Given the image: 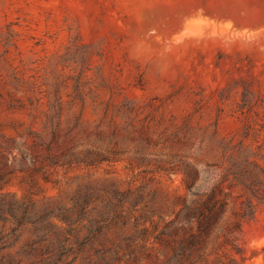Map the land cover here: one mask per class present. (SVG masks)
<instances>
[{"label":"rangeland","instance_id":"374dc122","mask_svg":"<svg viewBox=\"0 0 264 264\" xmlns=\"http://www.w3.org/2000/svg\"><path fill=\"white\" fill-rule=\"evenodd\" d=\"M73 155L85 161L62 163ZM185 160L201 190L226 200L227 220L248 196L230 169L247 165L264 192V0H0V193L31 194L48 211L90 187L99 197L70 239L117 243L150 221L134 227L137 206L115 224L106 189L130 192L124 208L141 194L173 210ZM249 198L242 264H264V199ZM33 234L25 225L17 245Z\"/></svg>","mask_w":264,"mask_h":264},{"label":"trees","instance_id":"16d2710c","mask_svg":"<svg viewBox=\"0 0 264 264\" xmlns=\"http://www.w3.org/2000/svg\"><path fill=\"white\" fill-rule=\"evenodd\" d=\"M48 157L54 164L60 161L52 155ZM95 157L101 158L100 154ZM73 160L85 161L73 155L62 163L69 164ZM183 162V182L187 191L178 198V206L173 210L157 208L150 198L145 200L141 194L134 198L130 207L124 208L130 192L117 187L106 189V193L111 192L106 206L115 224L125 225L137 206L142 213L135 216L134 227L139 228L144 221H150V226L140 228L138 236L124 234L117 243L103 242L97 246L79 235L70 239V234L80 227L78 224L91 198L99 197L90 187L78 188L69 197V205L60 204L48 211L40 209L31 194L17 198L14 193H0V220H6V215L10 214L15 222L10 236L2 235L3 228H0V251L16 247L15 255L0 256V264H20L24 257H31L27 258L29 264H75L79 258L87 264H120L122 261L139 264L142 259L150 264H242L246 256L240 241L241 227L255 212L256 203L253 204L249 196L259 201L264 199L263 189L259 186L261 181L247 165L239 171L229 170L243 182L248 196L234 218L227 220L226 200L217 197L215 186L201 190L198 167L189 161ZM30 170L28 185L32 188L36 184L33 175L42 171V167ZM43 175L46 177L44 172ZM4 178L0 174V183ZM150 197L153 199V194ZM49 214L65 224L60 233L56 223L48 219ZM25 225L32 226L34 234L17 245ZM87 247L93 249L96 259L90 255L79 256Z\"/></svg>","mask_w":264,"mask_h":264}]
</instances>
